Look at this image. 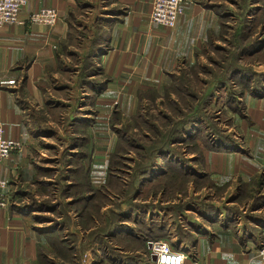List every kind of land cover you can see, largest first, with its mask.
I'll list each match as a JSON object with an SVG mask.
<instances>
[{
	"label": "crops",
	"instance_id": "crops-1",
	"mask_svg": "<svg viewBox=\"0 0 264 264\" xmlns=\"http://www.w3.org/2000/svg\"><path fill=\"white\" fill-rule=\"evenodd\" d=\"M100 3L96 13L93 0H27L19 21L1 30L0 122L6 136L20 140L23 146L0 162V177L9 181L14 200L9 207L0 208V264H64L77 256L75 251L84 243L89 244L86 262L105 264L111 260L106 251L101 252L105 241H131L128 236L118 238L123 235H119L120 229L103 234L102 240L96 236L88 239L93 230L105 225L111 207L106 203L99 206L98 201L111 197L118 185L124 196L129 185V177L123 179L117 173L120 157L128 155L119 152L117 156L120 120L142 118L141 107L166 84L171 85L175 75L203 57L202 49L228 42L225 29L233 30L235 20L226 13L227 0H189L173 28L152 22L153 0ZM42 7L58 10L54 25L29 21L31 13ZM76 12L79 17L75 18ZM80 17H86V22ZM101 18L105 38L96 58L100 71L77 84L85 41ZM73 27L88 32L87 37L78 35L69 43ZM259 39L264 42V31ZM67 43L73 49L69 54L63 48ZM71 59L76 60L73 68L67 66ZM62 61L64 66L59 65ZM240 64L248 81L232 82L241 92L239 109L226 110L232 142L212 148L202 139L204 129L196 131L198 134L194 126L183 130L184 142L172 144L174 148L180 144L175 149L181 154L172 152L171 163L174 170L182 167L191 177L183 182L182 198L171 194L170 187L162 200L167 211L153 223L167 224H152V229L171 236L168 242L175 249L200 264H264L259 255L264 247V93H256L254 77L264 76V43L244 54ZM170 95L179 100L175 93ZM218 98L214 96L212 101ZM161 99L157 96L154 102ZM60 106L75 108L66 134L74 137L70 151L80 159L67 165L69 175L62 183L65 181L64 202L76 206L77 212H68L73 220L67 227L52 229L29 200L32 193L42 197L44 194L32 189L43 188L50 180L44 172L50 165L47 141L57 133L47 127L55 123L53 113ZM59 114L64 122L66 113ZM115 116L119 118L113 121ZM101 188L105 194L90 199ZM126 200L121 205L124 223L131 220ZM181 203L180 210L176 209ZM117 248L121 255L123 247ZM127 259L122 263L132 264Z\"/></svg>",
	"mask_w": 264,
	"mask_h": 264
},
{
	"label": "rangeland",
	"instance_id": "rangeland-1",
	"mask_svg": "<svg viewBox=\"0 0 264 264\" xmlns=\"http://www.w3.org/2000/svg\"><path fill=\"white\" fill-rule=\"evenodd\" d=\"M94 4L98 6V9L96 13L99 12L100 9V2L102 0H93ZM247 5V3H249ZM260 4L264 5V0H227L226 3V13H228L229 17L231 15H234L235 20L234 25H232L233 30L226 28V34L229 40L233 37V35L236 34V26H239L243 18H246L247 8H258L260 11L261 8H264L260 6ZM246 7V8H245ZM255 12V9L253 10ZM78 16V13L76 12L75 18ZM227 18V20H231V18ZM83 18L86 22V17H80ZM93 19V17H92ZM247 21H245L246 24ZM242 24V23H241ZM261 25V24H258ZM257 24H254L253 31H254V37L257 36L261 31L263 35L264 30H258ZM92 30V34H93ZM90 33V36H91ZM80 35L81 39L82 37H86L88 35V32L83 31L82 28L78 30V28H71V31L69 33V43L73 40L76 36ZM89 40V39H88ZM224 42L223 44H209L205 49H202L201 52H204L203 57H199V59L194 63L193 65L189 66L188 70L183 71L181 74H179L180 79L178 82L180 84H184V78L187 76L190 81L192 79V82L194 84H198L199 86H202L203 82H208L210 80H213L216 73H219L221 71V68L217 66V63H221L222 57L227 54L230 50L234 49V47L230 44V42ZM87 41H85L86 43ZM68 43L65 45L64 52L66 54H69L73 51V49L68 48ZM85 47V45H84ZM85 49V48H84ZM75 61L74 59H71L69 64L67 66H70L71 68L75 67ZM60 62L59 65H62ZM84 64V59H81L80 66L82 67ZM242 65V64H240ZM65 66V67H67ZM243 66V65H242ZM83 71V70H82ZM80 72L79 74V81L77 84H80L82 82L83 78H86V75L83 72ZM91 71V73H95L96 67L92 66L90 70H88V73ZM84 77H83V76ZM82 76V77H81ZM243 76H236V79H241ZM196 82V83H195ZM232 81H229V85L227 87H217L215 90V96L219 97L216 102L214 100L211 102L210 107H207L208 114L202 115L204 125H207L206 134H208L207 145L209 143H216L219 139V133H224L225 135L232 136V133L228 131L227 125L230 123L229 115L227 114V111L229 106L224 107V105L228 103V96L232 94L233 91V85L231 83ZM190 83V82H189ZM195 88V86H194ZM219 89V93L217 92ZM237 92L239 91L238 89ZM219 94V95H218ZM184 98L187 101L180 100V102H176L171 95L169 97H164L160 101H157L156 103L152 100H150L147 104L141 107V112L143 114V118H147L149 121L148 124L143 123L142 120H138L137 118L131 120V119H122L121 122V129L127 132V134L130 136V138L133 141V146L130 144L125 145L123 143V150L124 154H128L125 156L124 159H122V163L117 165L119 167L118 174L121 175V177L124 179L126 176L130 178V182L132 180V175L134 170L138 168V163L140 162L141 156L143 152L141 150H138L135 148L137 145L136 143H141L146 146L150 145H158L162 146L165 149L164 153H160L161 155L158 156V150L155 147L152 150L150 156V159H147L145 163L149 162L148 160H157L159 159L160 165L157 164V166H154L153 171L151 174H147L146 176L142 177V179L139 178V181L135 183L133 181V187L132 189L128 190L129 195H131V201L128 202L127 208L129 209L131 206V209L134 211L138 209V211L134 212L131 215V220L128 223H125L124 230H121L118 232L123 233V235L118 236V238L127 237L131 238V241L127 244L125 243L124 239H117L110 242V240H107L103 243V251H106L108 257H110V261H107L105 264H123L122 259L129 260L131 257H133L132 264H152V259L150 256V250H148L147 247V240L144 241L142 238L144 235H147V230L149 228H153L152 224H158L157 226L161 224H167L164 222H157L153 223L154 218L155 220H160L162 215H164L167 211V205L166 203H161L162 200H165L167 193H168V186L165 189L166 180L168 178H183V173L180 170H174L173 163H171V156H173L174 152L181 154L180 151L176 150L175 148L179 147V145H176L177 147H173L174 145H171L170 143H164V137L161 139V135L171 130V126L168 125L169 123H172L174 120L176 121L178 119V112L175 110V107L172 106L170 103V100L172 103H178L180 108L183 109L185 107V103L192 102L190 97H187L185 95ZM222 96V97H220ZM170 99V100H169ZM241 103H239V106ZM227 110V111H226ZM75 108L74 107H66V106H60L59 109H57L53 113L52 119L55 120V123L49 124L47 129L52 130L53 132H56L57 135L53 136V138H50L48 143V149H49V167L44 171L47 173L50 180H48L46 185L44 187H35L32 190L36 193H38L40 196L43 194H48L47 197H35L33 193L30 195L29 205H32L33 209L36 210V213L39 215H42L45 221L48 222L52 226V229H55L57 227H60L62 225H65L67 227L68 223H71L73 220L68 212H72L73 214L77 211L76 206L68 205L66 202H64L63 197V191L65 189V183H62L63 179L69 175V170L67 169V165L69 163L77 162L78 156L76 154H73L72 151H70V147L72 146V143L74 141V137H70V133L66 134L68 124L71 122V118L74 116ZM60 112L66 113L65 114V121L62 122L60 118ZM68 117V119H67ZM150 125H155L157 128L160 129V133L157 134L155 132V129L152 128ZM156 128V129H157ZM46 129V130H47ZM146 132H148L149 135L148 138H146ZM172 132L169 131L168 137L172 136ZM218 136V137H217ZM203 139V138H202ZM161 142H159V141ZM194 139L191 138L190 141H193ZM153 142V143H152ZM189 142V141H188ZM194 142V141H193ZM135 145V146H134ZM165 145V146H164ZM184 145V144H183ZM182 145V149L185 148ZM230 145V143L228 144ZM193 147H187V149H191ZM167 150V151H166ZM170 151V156H168ZM168 152V154H167ZM173 152V153H172ZM130 156V157H129ZM132 159V160H130ZM134 169V170H133ZM135 170V171H136ZM168 170H170L169 173H166ZM131 173H130V172ZM164 173H166L164 175ZM171 174V175H170ZM170 175V177H168ZM194 178V176H192ZM139 188L140 192L137 195V201H132L134 197L135 190ZM122 188L121 185L119 187H115L112 190L111 197H108L107 200H99L97 204H99L101 201L102 203L111 204L110 209L116 210L118 212L122 211L121 205H124V198L125 196L122 195L121 192ZM184 188L181 183L178 181L175 183V185L171 188V194L178 196V194L182 195L184 194ZM35 193V194H36ZM125 195V194H124ZM123 198V199H122ZM120 205V207H119ZM57 207L55 212H50L47 210H52L53 208ZM119 209H118V208ZM137 207V208H136ZM180 207H182L181 204H177L176 209L180 210ZM130 210V209H129ZM146 212V213H145ZM177 215V214H176ZM143 217V222H140V219ZM177 218V216H176ZM167 222V220H166ZM123 227V226H122ZM70 229V228H69ZM73 230V229H72ZM78 230V229H77ZM114 232V231H113ZM71 238V235H68ZM76 236V235H75ZM153 236V235H151ZM77 237V236H76ZM142 237V238H141ZM155 237V236H153ZM159 237V236H158ZM162 238H159L160 240H166L168 241L171 236H169L167 233H165V236H160ZM77 239V238H76ZM116 246V247H115ZM117 246H122L124 252L119 253ZM86 246L80 245L79 249L75 251V257L69 260H65L64 264H85V261L83 260L84 255L86 254ZM125 258V259H124ZM136 261V262H135ZM126 262V260H125ZM49 264V263H48Z\"/></svg>",
	"mask_w": 264,
	"mask_h": 264
},
{
	"label": "trees",
	"instance_id": "trees-1",
	"mask_svg": "<svg viewBox=\"0 0 264 264\" xmlns=\"http://www.w3.org/2000/svg\"><path fill=\"white\" fill-rule=\"evenodd\" d=\"M249 4H250V2L247 3V5H249ZM254 9H255V12H253ZM254 9L248 7L247 8V11H248L247 15L248 16H246V18H243V20L241 21L242 24L240 23L239 26H236V34L233 35V37L229 40L230 44L234 47V49L230 50L227 54H225L222 57L220 64L217 63V66L219 68H221V71H219V73H216L213 80H210L208 82H203L202 86L200 87L201 90H198L196 87L194 88L195 84L192 82V79L190 81V79L187 76H185V78L183 80L184 84H180L178 82V80L180 79V77H179L180 75H175L174 80H173L171 85L166 84L161 92H158L155 95L152 94V95H154L152 98L153 101H154V99H156L157 96H161L162 98H164V97H169L170 94H172V93H175V95H177V97L179 98V100L176 102H180V100L187 101L184 98V96H182V95L190 97L192 100V102L191 101L188 103L186 102L185 107L181 110V109H179L180 108L179 106H181V105H179L178 103H172V101L169 99L170 103L172 104L173 107H175V110L178 112L179 116H178V119L176 121L174 120L172 123L168 124L171 126V128H170L171 130H169V131H171L173 133L172 136L168 137L169 131L161 135V139L163 137L165 139V137H166V139L164 140V143H166V144L170 143L171 145L173 143H183L184 139H185L184 134H183V130L187 127H191V126L193 127L194 126L195 132L199 131L201 129H204L203 132L205 134L202 135V138H203V141L207 145L206 139L208 138V134H206V133H208V132H206V130L208 128H205L202 115L208 114L207 107L208 106L210 107L211 100L215 96L216 88L217 87L218 88L219 87H221V88L226 87L229 84L228 83L229 81H232V82L236 81V82H239L240 84H242L243 82H247L248 81L247 80L248 75H247L246 70H244L242 65H240V59L244 54L248 53L249 51H251V50H253L259 46H262L264 43L263 40L259 39V37H262V33H261L262 31L259 34H257L256 38L252 37V36H254L253 35L254 34V31H253L254 24H257V25L261 24V30H264V8L260 9L259 14L257 13V11L259 9L258 8H254ZM245 21H247L246 24H245ZM102 22H103V18H101L100 20H98L94 23V26L92 28L94 32H93V34H91L89 40L84 44L85 45V53L83 56L84 64L80 68V72L83 70L82 72L86 75V77H91V75H97L100 71V68L97 65L96 58L98 57V53L101 49V45H102L103 40L105 38L104 28L101 25ZM92 66L96 67L97 71L95 73H91V71H90L88 74V70H90V68ZM236 76H243V77L238 80V79H236ZM254 77H255L256 84H257V89L255 90L256 93H258V94L264 93V89L261 88V86L264 85V76L259 75V74H255ZM233 91L234 92L228 96V103L227 104L229 107H231L232 109L235 110V109H239L240 100L238 97H239V94H241V92L240 91L237 92V90H235L234 88H233ZM118 118L119 117L115 116L113 118V121L117 120ZM135 118H137L138 120H142V122L143 123L145 122V124L149 123L147 118L146 119L145 118L141 119L139 117H135ZM150 126L155 129V132L157 134L160 133V129L157 128L155 125L154 126L150 125ZM206 127H207V125H206ZM120 130H121V133H120L121 137H120L119 149L117 151V156H118L119 152L124 153L123 143L125 145L130 144L131 146H133V141L130 138V136L127 134V132H125L121 128H120ZM120 130H119V132H120ZM196 133H194V134H196ZM194 134H192L191 136L193 137ZM147 135H149L148 132L146 134V138H148ZM218 135H219L218 142H216V143L215 142L214 143L208 142L209 147L219 148L222 145H228L229 143L232 142L231 136L225 135L224 133H221V134L219 133ZM136 144H137L136 146L134 145L135 148H137L138 150H141V152H143V154L141 156L142 161L140 160V162L138 163V168H137V170L135 169L136 171L133 169L134 172L132 175L131 182L129 180V185H128V188H127L125 195H124L125 200L127 199L126 200L127 204H128V202L131 201V195L128 194L129 193L128 190L132 189L133 181H135V183H136L137 181H139V178L142 179V177L146 176L147 174H151V172L154 169V166H156V159L154 161L148 160L149 162L145 163V161L147 159L151 158L150 156H152L151 154H153L152 150L155 147H159V148H157L158 156L161 155L160 153L165 152V149L162 146H158V145L146 146V145L141 144V143H136ZM168 152H169V150H168ZM168 152H167V154H168ZM76 155L78 156V159H80V155L79 154H76ZM122 159H124V158L120 157V160L117 163V165L122 163ZM169 171L170 170H168L166 173H169ZM180 171L183 172L182 167H181ZM166 173H164V175ZM170 175L168 177H170ZM196 175L199 176L198 174H196ZM190 177H191V175L189 173H183L182 179L176 178V177L168 178L166 180L165 189L167 188V186H168V189L170 187L172 188L177 181L183 185L184 180L189 179ZM194 177H196V176H194ZM119 186L120 185H118L117 187H119ZM139 192H140V189L137 188L135 190L133 198H136L135 195H138ZM99 194L100 195L105 194L103 192L102 188L100 190H96L94 192V194L90 196V199L96 195H99ZM70 204L71 203H68V205H70ZM101 204H102V201L98 205L100 206ZM119 207H120V205H119ZM96 209H97V207H96ZM129 209L127 208V210H126L128 215H132L134 212L138 211V209H136L135 211L133 209H131V206ZM124 220H125V218H123V216L121 215V211L118 212L116 210L110 209L109 212L106 214V217H105V225H102L99 228L93 230L91 232V234L88 236V239L91 240L93 237L95 238V236H96V237H98V238H95L96 240H98L99 238H101L100 240H102L103 239L102 235L105 233H108L107 235H109L110 231L113 232L114 230L116 231L119 229L124 230L125 229V223L123 222ZM143 220L144 219L142 217L140 219V222L142 223ZM158 227H160V226H158ZM147 233H149V234L144 235L143 238L141 237L144 241L150 240V239H159V238H162L160 236H165V233H162V231H159V228H155V229L149 228L147 230ZM151 235H153L155 237H153ZM87 244L88 243L83 244L84 246H86V249H87V247H89V244L88 245ZM133 259L134 258L131 257L129 259V261H133Z\"/></svg>",
	"mask_w": 264,
	"mask_h": 264
},
{
	"label": "built area",
	"instance_id": "built-area-1",
	"mask_svg": "<svg viewBox=\"0 0 264 264\" xmlns=\"http://www.w3.org/2000/svg\"><path fill=\"white\" fill-rule=\"evenodd\" d=\"M189 0H153L151 20L154 23L165 27L173 28L178 18L184 13L185 6ZM27 0H0V33L4 25L19 21V14ZM59 19V12L53 7H42L31 13L29 21L32 23H42L54 25ZM23 146L20 140L8 138L5 134V127L0 122V162L9 158L15 150ZM14 203L13 196L9 191V181L0 177V208H7ZM147 247L150 250L152 264H200L196 259H191L189 255L175 249L166 240H147ZM259 255L264 260V247ZM88 253L84 255L85 264Z\"/></svg>",
	"mask_w": 264,
	"mask_h": 264
},
{
	"label": "flooded vegetation",
	"instance_id": "flooded-vegetation-1",
	"mask_svg": "<svg viewBox=\"0 0 264 264\" xmlns=\"http://www.w3.org/2000/svg\"><path fill=\"white\" fill-rule=\"evenodd\" d=\"M137 196V195H136Z\"/></svg>",
	"mask_w": 264,
	"mask_h": 264
}]
</instances>
